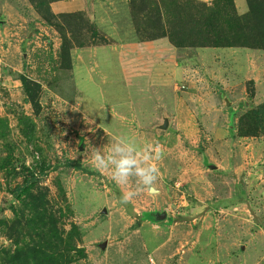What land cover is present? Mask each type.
Returning a JSON list of instances; mask_svg holds the SVG:
<instances>
[{"label": "rangeland", "instance_id": "374dc122", "mask_svg": "<svg viewBox=\"0 0 264 264\" xmlns=\"http://www.w3.org/2000/svg\"><path fill=\"white\" fill-rule=\"evenodd\" d=\"M95 4L97 22L83 12L70 24L52 25L32 4L39 17L30 16L27 28L1 29L0 253L13 252L18 241L31 242L30 218L45 214L64 237L55 251L63 253L61 264H264V133L242 136L239 130L241 116L264 103V49L227 47L211 57L214 62L192 51L198 47H177L163 37L180 48L174 90L190 102L188 113L166 111V103L156 101L159 87L144 86L134 92L143 116L126 118L111 105L116 94H102L117 80L111 60L131 41L150 39L133 20L131 0ZM235 6L240 14L248 10L246 0ZM59 28L70 40L66 50ZM195 64L197 71L182 77L181 70ZM211 67L219 73L209 74ZM22 76L39 84L38 112L26 98ZM124 78L116 85L122 89L118 101L134 89L133 80ZM216 83L225 94H217ZM158 106L172 120L169 135L153 127L151 111ZM134 133L138 146L162 149L160 178L154 191L139 190L122 204L121 188L84 153L89 144L109 147L115 137ZM32 171L38 179L33 191L44 197L40 213L32 199L15 194ZM147 212L167 217L149 222ZM1 255L0 264H7Z\"/></svg>", "mask_w": 264, "mask_h": 264}, {"label": "trees", "instance_id": "16d2710c", "mask_svg": "<svg viewBox=\"0 0 264 264\" xmlns=\"http://www.w3.org/2000/svg\"><path fill=\"white\" fill-rule=\"evenodd\" d=\"M30 1L44 20L52 25H58L60 21L57 20L70 24L77 16H81L78 13H83L56 14L51 9V2L57 0ZM246 2L248 10L241 14L236 9L235 0H215L212 5L198 0H131V5L138 30H142L150 40L169 37L177 47L245 46L264 49V0ZM140 23L145 27L142 28ZM59 29L63 36V50H66L70 40L66 32ZM21 80L27 100L38 112L41 105L37 100L36 87L39 84L26 76H22ZM239 130L242 136H258L261 132L264 133V103L241 116ZM30 174L31 177L16 188L15 194L17 197L25 194L32 199L33 209L40 213L37 211H40L43 204L39 201H44V197L42 193H34L38 179L33 171ZM35 216L29 221V227L34 232L29 234L32 235L31 242L18 241L21 245L13 252L6 250L5 253H0L2 257L8 258L7 264H61L63 253L55 251L57 243L63 241L64 237L58 230L57 222L53 218H46L45 214L40 220ZM144 218L157 220L152 212L145 213Z\"/></svg>", "mask_w": 264, "mask_h": 264}, {"label": "crops", "instance_id": "0c3cea01", "mask_svg": "<svg viewBox=\"0 0 264 264\" xmlns=\"http://www.w3.org/2000/svg\"><path fill=\"white\" fill-rule=\"evenodd\" d=\"M203 1L208 2L212 0H203ZM235 1L237 2V0ZM95 3L96 0H58V1H53L51 3V9L54 13L57 14L85 12L91 17L90 19L95 20L97 22L98 18L95 16L96 12L94 11L96 5ZM30 16H32L31 19H33V17L34 18L39 17L38 13L36 12L32 4L29 2V0H0V41L3 38L1 33L2 30L7 31L14 27L15 30L21 31L24 27L27 28V25L29 23L28 21L30 20ZM6 38H8V36ZM127 45L128 47H126L125 50H123L122 52L118 51L119 53H121L119 54V56H115L111 60L112 62L111 69L113 70L112 72H114L111 76L113 79H117V80L113 82L112 85L109 84V86H111L109 90L102 92V94L105 95L108 94V96L110 94H116L118 96L120 93H122V89L116 88V85L118 84L120 85L121 83H123V82H119L120 76L125 77L124 79L130 78L135 82L134 83L133 81H130L131 83L129 85H134V89L132 88L131 91L129 90L128 93H125L123 97L124 99L123 101L121 100L118 101L119 98L116 97V95H113V100H111V98L109 97V99L111 100L110 102H112L111 105L115 106V110H118V112L121 113V115H125L126 118L127 115L129 114H131V116L134 114L141 116L142 113L141 110L138 109L139 107L137 101L139 98L135 96L134 92L135 91L138 92L139 88L143 90L144 86H149V87L157 86L159 87V89L156 88V91H158V97L156 101L160 100L162 104L166 103L165 105H163L164 106L163 108L167 109L166 111L170 110L173 112V114H176V116L178 117H180L182 114H185V112L188 113V110L190 108L188 104L190 102L188 104L184 102L176 92L178 89L174 90V83L176 80L175 73L179 72L180 75V69L178 68L180 67L179 66L180 60L178 57L180 56L179 54L180 48H177L163 37L152 39L150 41L134 40L128 43ZM229 48H234V47H229ZM223 49L229 50L227 49V47L209 46V47L193 48L192 51L195 52L196 55L207 54V57H209L208 61H210L211 59H213L211 58L212 56L213 57L215 55L217 56V54L220 55V53L223 52ZM212 61H214V59ZM197 64L192 66V68L190 69L184 68L183 70H181V72L183 71L181 73L183 74L182 77H185L186 79L189 75L191 76L194 71H197L195 69V66L197 67ZM216 72H218V70L214 69L213 67H211L210 70H208L209 74H216ZM140 78L144 80L142 83H139L140 81H138ZM190 81H191L190 88L193 89L195 92L198 86L197 82L194 83L191 77H190ZM126 84H128V80L126 81ZM215 87L217 94L219 95L225 94V90H226L225 88L221 90V86L218 85L217 83ZM162 88H164L167 91V97L163 96V93L161 94V92H164ZM126 90L127 88L125 89V91ZM193 90L184 93L183 99H185V101H188L189 97L191 98L193 97V93H192ZM152 92L154 91H151V93ZM144 94L145 92H143L142 96ZM153 100L155 101L154 98ZM223 101L224 103L226 102L225 96H223ZM161 109L158 106L156 111L155 110L151 111L153 112V114L151 115L156 119L155 120L156 122L153 127L157 131L160 130L163 133H167L169 135L171 132H173L172 130L173 124L171 122L172 120H170V124L167 130H161L158 128V126L162 124V120L165 117L171 119L168 113L166 114L164 110L161 111ZM216 109L219 108L217 107ZM218 114L219 113H217V115ZM159 116H161V121L159 119ZM138 137L139 134L134 133L132 134L131 139L136 142L138 141ZM152 213L153 215L157 213L158 216L162 214L159 212H152ZM149 222H151V220H149Z\"/></svg>", "mask_w": 264, "mask_h": 264}, {"label": "clouds", "instance_id": "9594fccd", "mask_svg": "<svg viewBox=\"0 0 264 264\" xmlns=\"http://www.w3.org/2000/svg\"><path fill=\"white\" fill-rule=\"evenodd\" d=\"M84 154L96 171L108 172L109 178L121 188L122 204L131 203L139 190L154 191L160 178L156 162L163 159V151L151 143L140 147L131 138L118 136L109 147L89 144ZM133 182L136 188L131 187Z\"/></svg>", "mask_w": 264, "mask_h": 264}, {"label": "water", "instance_id": "95a60500", "mask_svg": "<svg viewBox=\"0 0 264 264\" xmlns=\"http://www.w3.org/2000/svg\"><path fill=\"white\" fill-rule=\"evenodd\" d=\"M225 100H226V104H229V103H230L227 97H225ZM169 124H170V119H169L168 117H165V118L163 119L162 124H160V125L158 126V128L161 129V130H167L168 127H169ZM216 167H217V166L214 165V164L211 165V168H212V169H215ZM103 212L106 213V212H107V209L104 208V209H103ZM160 216H161L162 219H164V218L167 216V214H166V213H162V214H160ZM154 217H155V218H158V214L155 213V214H154Z\"/></svg>", "mask_w": 264, "mask_h": 264}, {"label": "built area", "instance_id": "2783aa9c", "mask_svg": "<svg viewBox=\"0 0 264 264\" xmlns=\"http://www.w3.org/2000/svg\"><path fill=\"white\" fill-rule=\"evenodd\" d=\"M5 67H6V63L3 59L2 51H0V77L2 73H4ZM183 88H186V86H183Z\"/></svg>", "mask_w": 264, "mask_h": 264}]
</instances>
